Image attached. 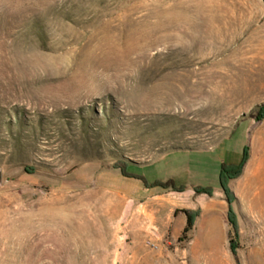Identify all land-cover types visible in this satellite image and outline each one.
Masks as SVG:
<instances>
[{
    "label": "rangeland",
    "instance_id": "obj_1",
    "mask_svg": "<svg viewBox=\"0 0 264 264\" xmlns=\"http://www.w3.org/2000/svg\"><path fill=\"white\" fill-rule=\"evenodd\" d=\"M262 108L264 0H0V264H264Z\"/></svg>",
    "mask_w": 264,
    "mask_h": 264
},
{
    "label": "crops",
    "instance_id": "obj_2",
    "mask_svg": "<svg viewBox=\"0 0 264 264\" xmlns=\"http://www.w3.org/2000/svg\"><path fill=\"white\" fill-rule=\"evenodd\" d=\"M172 193H175V191L169 192L167 189L163 188H151L150 196L152 198V201L155 202L156 206L153 209L154 211L152 213V216L158 225L161 222V217L165 216L166 214L170 215L171 213L173 214V216H175V211L177 209H182V207L189 210L199 209L201 212V216L205 215V210L201 208V205L207 202V200L203 198L204 196L202 194L197 195L191 189H186L182 192H176L179 194L178 196L172 195ZM129 196L135 197L133 195ZM212 199H214V196L210 198V201ZM213 202L215 203V208L219 209L221 211V215L224 216L228 209L226 200L222 197H217V200ZM195 229L196 224H194L193 231ZM207 259L211 261V259Z\"/></svg>",
    "mask_w": 264,
    "mask_h": 264
},
{
    "label": "trees",
    "instance_id": "obj_3",
    "mask_svg": "<svg viewBox=\"0 0 264 264\" xmlns=\"http://www.w3.org/2000/svg\"><path fill=\"white\" fill-rule=\"evenodd\" d=\"M258 118H264V108H262L258 112ZM247 159V149H245V154L242 158V161L240 164H225L222 163L221 165V172H220V178H219V183L220 187L223 190L226 200L228 202V212H229V223L233 227V230L237 233L238 232V220L237 216L234 212L232 202H233V194L229 188V182L230 180L236 178L239 176L242 172L243 166L246 162ZM126 173V172H124ZM142 178V177H141ZM143 179V178H142ZM146 185L148 183L143 180ZM153 186H162L164 188H172L176 191L182 192L185 190L184 187L177 188L175 187L172 182L162 184L160 182H156L152 184ZM195 193L200 194V193H205L209 196L213 195V189L212 188H197ZM185 215H186V226L184 228V238H187V233L193 230L194 224H195V219L198 215H200V210H185ZM235 250V249H233Z\"/></svg>",
    "mask_w": 264,
    "mask_h": 264
},
{
    "label": "water",
    "instance_id": "obj_4",
    "mask_svg": "<svg viewBox=\"0 0 264 264\" xmlns=\"http://www.w3.org/2000/svg\"><path fill=\"white\" fill-rule=\"evenodd\" d=\"M1 179H2V173H1V171H0V181H1Z\"/></svg>",
    "mask_w": 264,
    "mask_h": 264
}]
</instances>
